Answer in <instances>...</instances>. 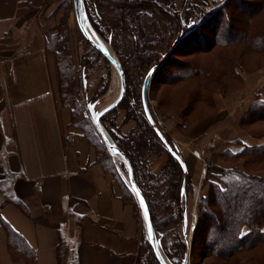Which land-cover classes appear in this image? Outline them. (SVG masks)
Masks as SVG:
<instances>
[{"label": "crops", "instance_id": "1", "mask_svg": "<svg viewBox=\"0 0 264 264\" xmlns=\"http://www.w3.org/2000/svg\"><path fill=\"white\" fill-rule=\"evenodd\" d=\"M204 1L216 0L194 2ZM56 5L0 0V219L34 258H12L0 225V264H136L144 240L137 210L113 172L98 163L95 148L70 125V106L58 99L56 60L44 48ZM241 76L240 91L217 94L216 114L187 127V141L175 140L183 161L182 144H191L196 162L184 161L187 171L200 161H210L213 174L240 170L241 161L232 165V157L246 147H264V137L239 125L255 92L264 101V67Z\"/></svg>", "mask_w": 264, "mask_h": 264}, {"label": "rangeland", "instance_id": "2", "mask_svg": "<svg viewBox=\"0 0 264 264\" xmlns=\"http://www.w3.org/2000/svg\"><path fill=\"white\" fill-rule=\"evenodd\" d=\"M55 1L57 5L51 12V16L54 18L53 24L55 25L48 33H52L53 31L55 33L57 31L61 35L62 39L59 42L60 46L58 48L61 55L58 60L60 63H63L65 68H70V72L66 76H61V82L57 84L58 99L59 102L65 100L66 102H70V109L73 106L69 99L80 102L82 108L81 116L90 119L87 105L96 102L95 108L97 110L106 106L115 92L118 93L119 79L111 64L94 50L80 33L74 18L72 0ZM177 1L179 9L175 7L174 0H159L160 3H170L173 5L174 8L171 10L178 12L179 24L176 25L173 22L170 24L167 18H160L158 15H155V19L151 21L157 32L156 40L161 44L157 45V56L153 57L150 63L162 62L163 66L159 71L156 69L152 75L153 78L148 89L147 102L149 112L153 120L156 121V125L174 143L177 152H179L175 140L187 141L188 135H191V131L187 133V127L216 114L217 109L214 104L216 95L220 94L224 98L235 94L244 87L241 75L254 74L264 67V52L257 51L258 53H256L255 51H251L252 49L247 47L245 42L236 43L234 40L236 37H243L247 32L249 34L251 32H263L264 28L259 27V25L264 22V12L260 11L263 0H216L209 4L205 3V1L204 3L194 2L195 0ZM83 3L84 7L86 4L85 11L87 10L88 15H92L94 20L99 22L103 34L99 35L95 32L115 56L117 57L116 53L119 56H128V54L132 53L133 46L131 45L130 38L124 33L122 35L121 32H117L118 36H115L117 40L113 44L110 43V37L106 31L107 29L110 30V28L106 26L107 24L105 25V20L102 22L99 19L97 20L94 1L83 0ZM258 7L260 8L258 9ZM189 9L192 10V13ZM200 9L203 10L199 11ZM208 16L210 18L213 17L212 24H209L208 27L206 25H204L206 27L198 25L204 22ZM105 19L107 18L105 17ZM200 27L201 29H199ZM190 28L194 29V32L185 37L183 32ZM173 38L180 40L174 44L171 41ZM219 40L233 41V43L220 46L218 45ZM166 54H168V57L164 58L163 56H166ZM191 63L214 71L215 76L205 75L204 77H200V73L197 75L196 72L195 75L186 74L187 76H182L184 77L183 79L180 78L181 75L187 73L188 69L186 70V68ZM85 64L86 68L84 69L82 66ZM126 66V76L128 75V79L125 77V82L126 86H128V93L126 94L125 91V96L119 105L102 118H105L104 125L106 126L107 133H110L109 136L118 140L124 147H129L133 145L130 142L131 135L140 131L143 126L140 112V85L145 68L140 63L136 65L127 64ZM193 70L191 73H193ZM236 75H239V79ZM59 88L61 93L64 94V100L59 95ZM188 110L191 111L189 114L187 113ZM263 128L264 125L262 124L259 126L254 124L248 126L245 130L248 133H253ZM146 138L148 137L146 136ZM99 140L102 142L100 137ZM102 144L107 150L103 142ZM179 145L181 146V144ZM182 146L181 153L185 158L184 161L187 162V160L191 159L196 162L190 152L192 150L191 144L186 142ZM149 152L148 166L145 168L146 171L143 170L142 173L156 175L166 164L168 159L167 154L160 151L158 147L151 148ZM107 153L112 159L122 181L128 186L126 169L123 163L118 158L111 157L108 150ZM184 161L183 163L185 164ZM229 161L232 165L241 161V171L246 169L252 174L264 173V163L246 168L243 159L231 158ZM210 169V161L206 163L200 161L198 168H191L188 164L189 172L187 169L183 171L187 180V186L184 187L185 191L181 194L178 201L170 200V220L160 222L161 218L167 214L164 212L163 207L160 214L155 212L156 222L164 231V235L161 237L163 247L165 246L172 257L177 259L182 253L186 252L188 264H264V243L235 253V257L231 258L228 262L227 256H222L223 258L218 257L212 255L211 248H206V246L200 247V241L203 239L199 232L193 237L192 227L195 224L198 225L199 220L206 224L204 219L209 217L207 212L209 209L215 213L217 218L219 216L222 217L221 220H218L220 221L219 223L222 221L224 227L228 219L226 216L219 214L218 206L208 208L206 206L207 202L203 205L204 199L209 194H212V186H219L217 185L218 182L232 178L230 175L221 177L222 173L213 174ZM233 170L238 169L232 168L229 171ZM221 186L224 188L222 184ZM129 198L132 203L135 197L132 195ZM206 207L208 210L206 211V215H203V213L205 214L204 209ZM137 210L138 216L141 219L138 204ZM142 229L144 232L143 225ZM211 230L212 237L214 238L216 232H218L217 222L211 226ZM209 238L206 240L207 243ZM144 240L148 245L145 233ZM180 240L182 242L186 241L187 244L180 243ZM193 244L195 246L191 252ZM147 245L146 250L148 252ZM183 245H185V248ZM200 248L201 252H199ZM240 257L241 260H239ZM169 263L171 264L170 261Z\"/></svg>", "mask_w": 264, "mask_h": 264}, {"label": "trees", "instance_id": "3", "mask_svg": "<svg viewBox=\"0 0 264 264\" xmlns=\"http://www.w3.org/2000/svg\"><path fill=\"white\" fill-rule=\"evenodd\" d=\"M93 1L94 8L96 10V16L98 17L97 20L99 19L101 22L105 20V25L107 24L106 26H109L110 28V30H106L108 32V36L110 37V43L113 44L114 41L117 40V38H115L116 35L118 36L117 32H121L122 35L124 33L130 38L131 45L133 46L132 53L128 54V56H119L116 53L121 67L125 73L126 79H128V75L126 76L127 64L136 65L137 63H140L142 67L145 68L142 73V82L145 75L152 67L156 66V69H158L159 71L163 66L162 62H154L152 64L150 63L153 60V57L157 56V45L161 44L159 41L156 40L157 32L155 30L154 25H152L153 23L151 21L155 19V15H158L160 18H167L170 24L172 22L176 25L179 24L180 19L178 12L171 10L174 8L173 5L170 3H160L159 0ZM259 8L260 7H258V9ZM201 10L203 9H200L199 11ZM189 11H191L192 13L191 9H189ZM260 11L264 12V0L262 1ZM87 16L93 29L99 35H102L103 33L99 22L94 20L92 15H88V12ZM105 17L107 19H105ZM213 20V17L210 18V16H208L205 21L203 20L204 22L198 25H201V27H208L209 24L213 23ZM201 27L199 29H201ZM259 27L264 28V22H262ZM193 32L194 29L190 28L184 31L183 34L185 37H187V35ZM169 37L171 38V36ZM61 39V35H59L57 31L55 33L54 31L52 33H46L44 37L45 50L53 54L56 60L58 82H61V76H66L70 72V68H65L63 66V63H60V61L58 60L59 56L61 55V52L59 53L58 50L60 46L59 42ZM179 40L173 38L171 41L172 43L176 44ZM234 40L236 43L245 42V44H247V47L252 49L251 51H255L256 53L261 51L264 52V31L260 33L251 32V34L247 32L243 37L239 36L234 38ZM218 42V45L220 46H225L226 44L233 43V41L229 42L227 40H219ZM167 55L168 54H166V56L164 55L163 57L167 58ZM82 67H84L85 69L86 64ZM187 69L189 73L187 71V73H184L183 75H181V77L179 76L180 78L183 79L184 77L182 76H187L186 74L195 75L196 72L197 75L200 73V77H204L205 75H209L211 77L215 76L214 71L210 69L207 70L205 68H202L201 66H196L194 65V63H191V65H189L186 70ZM192 69H194L193 73H191ZM238 76L239 75H236V77L239 79ZM152 78L149 83V87L151 85ZM241 81L242 80L240 78V82ZM127 87L128 86H126V94L128 93ZM59 95L61 99L64 100V94L61 93L60 88ZM69 101H71L73 106L70 110V125L76 129H79L83 133V136L95 148L98 163L103 165L105 169H108L113 172L115 179L122 188L123 197L129 198L133 194L131 190H129L126 183L122 181L120 175L117 173L114 163L108 155L107 150L104 148L102 142L99 140L98 134L92 122L88 117L81 116L82 108L80 102H75L74 99L73 101L69 99ZM69 103L70 102H66V100L61 102V104L65 107H68ZM140 112L141 122L143 123V126L140 131H137L131 135L130 142H132L131 144H133L132 146H129L131 148L124 147L118 140L114 139L112 136L110 137L112 138L116 146L123 152V154L128 159L129 163L131 164L135 182L147 202L154 231L156 233L157 238H160V244L163 254L167 258V260L171 262V264H181L186 252L182 253V255L177 259L172 257V255L166 250L165 246L163 247L161 237H163L164 231L156 222L155 212L160 214L163 207L164 212L167 214L163 218H161L162 220L160 222H163L164 220H170V200L173 199L174 201H178L180 199L182 183L184 182L185 187L187 186V180L185 177L186 175L183 173V170L179 163L167 153L165 147L155 134L154 129L148 123L142 109V104L140 106ZM189 112L191 111L188 110L187 113L189 114ZM104 119L105 118L101 119V123L104 129L106 130V126L104 125ZM154 123L157 129L165 138L167 144L177 152V148L174 143L165 136V134L158 127V125H156V121H154ZM254 124H256L257 126H259L260 124L264 125V101L260 99L259 91L255 92L253 101L251 105L246 109L242 118L240 119L239 125L248 135L252 137H262V135H264V128L253 133H248L245 130V128ZM146 136L148 138H146ZM153 147H158L160 151L165 152L167 154L168 159L159 173H157L156 175H147L145 173H142V171L145 170V168L148 166V159L150 153L149 151ZM232 158L243 159L246 168H250V166L252 165L254 166L262 164L264 163V147H246L237 156ZM225 175H230L232 176V178H230L229 180H223L221 181L222 183L217 181V185L219 186H212V194H209V196H207L203 201V205L207 202L206 206L208 208H214V206H218L217 208L219 209V214L228 218L227 222L224 221L225 227L222 225V221L221 223H219V220H221L222 217L219 216V218H217L215 213L210 209L209 211H207L208 208L206 207L205 209L203 208L205 214L202 212L203 215H206V211L209 214V217L207 219H204L206 224L199 220V226L195 224L192 227V234L194 237L199 232L201 238L203 239L200 241V247L206 246V248H211L212 255L218 257L227 256V261L229 262L231 258L235 257V253L251 249L257 246L258 244L264 243V177H259L255 174H252L246 169L242 171L227 170L222 173L221 177H224ZM221 184L224 188H222ZM132 203L134 204L137 210L135 198L134 200H132ZM215 222H217L218 232H216V236L213 238L211 226L215 225ZM0 225L3 226L7 233L8 248L11 257L15 258L18 255H24L27 258L28 262H32V260L34 259L33 252L24 243L22 238L1 219ZM244 228L247 229L244 230ZM208 237L210 238L207 243L206 240ZM180 243L185 245L187 244L186 241L182 242L181 240ZM146 245L147 244L145 240H143L141 243L136 264H158L152 253L151 248L149 249L148 245L147 252ZM185 245H183L184 248ZM194 246L195 245L193 244L191 252L193 251ZM199 252H201V248L199 249ZM239 260H241V257L239 258Z\"/></svg>", "mask_w": 264, "mask_h": 264}, {"label": "water", "instance_id": "4", "mask_svg": "<svg viewBox=\"0 0 264 264\" xmlns=\"http://www.w3.org/2000/svg\"><path fill=\"white\" fill-rule=\"evenodd\" d=\"M72 7H73V13L76 25L84 37V39L90 44V46L96 50L105 60H107L112 68L117 73L118 79H119V89L116 97L113 101H111L109 104L101 108L100 110H97L96 102L90 103L87 105V111L90 116V119L92 121V124L97 131L99 137L101 138L102 142L106 146L109 154L113 158H118L121 163H123L125 169H126V178L127 183L132 191L135 200L138 204L139 210H140V216L142 225L144 227L147 243L150 246L152 253L158 262V264H170L169 261L165 258L160 244V238H157L156 233L154 231L152 220L150 216V212L148 209L147 202L139 190L135 179L133 175V171L131 168V164L129 163L126 156L123 154V152L116 146V144L113 142L107 131L104 129L103 125L101 124V118L111 112L113 109H115L119 103L122 101V99L125 96L126 91V82H125V76L123 69L121 67V64L115 54L106 48L103 45V41L99 38L93 27L91 26L84 7L83 0H72ZM156 70V66L152 67L147 74L145 75L141 89H140V99L142 104V109L144 112V115L150 124V126L154 129L155 134L157 135L158 139L161 141L163 146L165 147L167 153L172 156L181 166L183 171H186V166L179 157L178 153L173 150L166 142L165 138L161 134V132L157 129L155 126V123L150 115L149 109H148V89H149V83L151 81L152 75ZM185 184L182 183L181 186V194L184 192ZM143 201V204L141 203ZM145 210H147V216L145 215ZM149 227H151V234L149 233ZM181 264H188V256L185 254Z\"/></svg>", "mask_w": 264, "mask_h": 264}, {"label": "bare ground", "instance_id": "5", "mask_svg": "<svg viewBox=\"0 0 264 264\" xmlns=\"http://www.w3.org/2000/svg\"><path fill=\"white\" fill-rule=\"evenodd\" d=\"M102 43H103V45H104L106 48H108L104 42H102ZM108 49H109V48H108ZM109 50H110V49H109ZM116 95H117V92H115V94L113 95V97L108 101V104H109L111 101L114 100V98L116 97ZM144 233H145V231H144Z\"/></svg>", "mask_w": 264, "mask_h": 264}, {"label": "snow or ice", "instance_id": "6", "mask_svg": "<svg viewBox=\"0 0 264 264\" xmlns=\"http://www.w3.org/2000/svg\"><path fill=\"white\" fill-rule=\"evenodd\" d=\"M141 203L143 204V201ZM145 215L147 216V210H145ZM149 233L151 234V227H149Z\"/></svg>", "mask_w": 264, "mask_h": 264}]
</instances>
